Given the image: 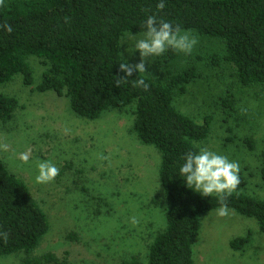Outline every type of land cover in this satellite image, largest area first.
Returning a JSON list of instances; mask_svg holds the SVG:
<instances>
[{
	"label": "rangeland",
	"instance_id": "1",
	"mask_svg": "<svg viewBox=\"0 0 264 264\" xmlns=\"http://www.w3.org/2000/svg\"><path fill=\"white\" fill-rule=\"evenodd\" d=\"M191 31L198 43L190 55L179 52L171 58L169 49L147 58V72L141 74L158 79L165 72L196 67L199 77L185 94H176L174 106L197 123L212 118L210 136L198 147L238 162L246 185L235 192L264 200V85L244 86L223 59L226 43ZM143 34H124L123 60L139 62L135 43ZM214 56L221 61L215 63ZM27 61L33 86L24 83L22 73L0 85V94L18 101L13 119L0 121V143L9 145L7 152L0 151V160L27 184L49 220L50 228L31 257L53 253L58 261L51 264H147L150 246L167 228L169 205L160 179L162 153L142 143L134 130L137 103L110 107L97 119L81 117L69 97L36 89L49 66L36 55ZM228 98L237 101L233 109L225 104ZM248 138L255 143L253 150ZM27 151L31 155L25 164L19 155ZM100 154L108 159H99ZM37 160L53 162L59 175L37 184ZM229 209L225 217L216 209L203 216L195 264H264V233L257 220ZM249 232L250 243L234 250L231 242ZM26 257L0 256V264H21Z\"/></svg>",
	"mask_w": 264,
	"mask_h": 264
},
{
	"label": "trees",
	"instance_id": "2",
	"mask_svg": "<svg viewBox=\"0 0 264 264\" xmlns=\"http://www.w3.org/2000/svg\"><path fill=\"white\" fill-rule=\"evenodd\" d=\"M4 0L0 25V85L22 73L27 86L34 85L27 58L36 55L49 68L37 86L40 92L54 91L70 98L73 111L97 119L110 107L126 108L137 103L134 130L142 143L162 153L160 179L169 208L167 228L150 246L147 264H195L194 246L201 220L217 209L215 195L204 197L186 186L179 169L190 151L211 132V117L197 123L174 106L176 94H185L199 77L196 67L158 79L133 73L129 82L116 87L123 76L119 64L121 41L126 32L144 33L148 16L156 15L174 26L193 30L226 43L223 59L232 64L244 86L264 85V0ZM175 58L179 52H167ZM166 54L164 55V57ZM222 58L214 56L215 63ZM143 78L149 89L134 87L131 79ZM236 100L225 104L232 109ZM18 101L0 94V121L13 119ZM251 150L255 143L246 139ZM264 181V167L262 170ZM246 185L241 176L237 190ZM228 208L257 220L264 233V200L239 192L227 198ZM50 228L47 214L33 198L27 184L12 174L0 160V256L26 254L21 264L57 262L53 253L31 257ZM252 233L231 242L243 250Z\"/></svg>",
	"mask_w": 264,
	"mask_h": 264
},
{
	"label": "clouds",
	"instance_id": "3",
	"mask_svg": "<svg viewBox=\"0 0 264 264\" xmlns=\"http://www.w3.org/2000/svg\"><path fill=\"white\" fill-rule=\"evenodd\" d=\"M0 6H4V0H0ZM166 7L164 0H159L157 9L163 10ZM7 32L12 28L5 23L0 25ZM146 31L143 38L135 43V50L139 51L140 60L136 64H130L124 60L119 64V71L124 73L123 76L116 77V87L129 82V77L133 73H146V61L151 56H161L169 49L176 52L190 55L194 46L198 43V37L191 30H184L178 24L173 25L163 18L157 19L156 15L148 16L145 24ZM134 87L149 89V84L143 78L131 79ZM9 145L0 143V151L7 152ZM30 151L21 153L19 159L22 163H28ZM99 159H108L103 154L98 156ZM184 163L179 169L180 176L186 182L188 188L199 192L204 197L216 196L218 204L217 215L225 217L229 215L230 209L227 205V198L235 192L240 184V165L236 161H231L226 155H221L200 147L198 151H190L184 157ZM38 175L35 176L37 184H47L52 182L59 175V168L51 161H36ZM132 218V223H136ZM5 242L8 234L0 233Z\"/></svg>",
	"mask_w": 264,
	"mask_h": 264
},
{
	"label": "crops",
	"instance_id": "4",
	"mask_svg": "<svg viewBox=\"0 0 264 264\" xmlns=\"http://www.w3.org/2000/svg\"><path fill=\"white\" fill-rule=\"evenodd\" d=\"M247 246V245H246Z\"/></svg>",
	"mask_w": 264,
	"mask_h": 264
}]
</instances>
